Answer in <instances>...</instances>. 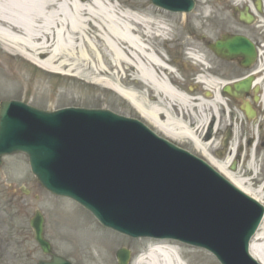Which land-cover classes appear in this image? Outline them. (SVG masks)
Segmentation results:
<instances>
[{
    "label": "water",
    "instance_id": "1",
    "mask_svg": "<svg viewBox=\"0 0 264 264\" xmlns=\"http://www.w3.org/2000/svg\"><path fill=\"white\" fill-rule=\"evenodd\" d=\"M152 2L174 12L195 6L194 0ZM218 47L234 55L254 51L242 37ZM154 137L159 139L139 120L110 110L46 111L19 100L0 107V165L2 156L25 152L48 190L77 200L106 226L134 237L202 246L223 264H258L249 255V244L264 206L204 163ZM31 225L43 251L53 256L39 264H72L44 239L39 211ZM117 256L119 264H129L128 249Z\"/></svg>",
    "mask_w": 264,
    "mask_h": 264
},
{
    "label": "rangeland",
    "instance_id": "2",
    "mask_svg": "<svg viewBox=\"0 0 264 264\" xmlns=\"http://www.w3.org/2000/svg\"><path fill=\"white\" fill-rule=\"evenodd\" d=\"M111 1L118 3L121 10L130 9L142 17L153 20L155 33L147 42L153 51L175 70L169 71L170 79L175 78L177 81L175 83L188 93L187 87L199 84L196 82L197 78H193L195 74L190 72L195 65L187 64V60L196 59L193 57L184 59L183 45L198 44L201 47L197 52L199 54L205 50V46L193 38V32L205 33L208 38L213 39L214 0H197L194 12L185 15L167 12L153 5L151 0ZM161 27L163 32L159 31ZM14 52L0 41V104L2 101L15 99L49 111L72 106L107 108L119 114L141 119L160 137L209 162V158L197 151L192 142L186 139L175 141L152 127L128 100L114 90L104 85L90 84L88 81H93L92 76L95 73H90L84 68L78 69L82 75H75L77 71L67 70L59 73L50 72L22 54L14 55ZM209 69L207 65H203L199 71L205 77L199 79L206 78L208 83H213V77L207 74ZM128 72L134 75L135 71L131 69ZM184 81L186 88L182 85ZM150 89H139L147 107L157 104L167 108L173 115V110L168 104L158 102V97ZM207 90L212 92L213 88L209 86ZM211 97L204 98L210 100ZM177 111L180 113L177 119H180L182 113L180 110ZM176 114L173 116L176 117ZM212 121L209 120L204 131L197 133L206 146L208 141L211 139L213 141V132L212 137L207 140ZM209 146L208 149L213 156V142ZM248 184L251 183L248 181ZM23 189L30 193L25 194L22 192ZM36 210L42 211L45 216V237L53 244L54 252L69 258L75 264H118L116 252L123 247L132 251L131 264H135L138 259L146 256L150 248L148 240L118 234L100 224L83 206L48 192L31 173L27 155L13 153L4 156L0 166V264H37L40 259L50 258L42 252L30 226V220ZM173 246L181 249L180 258L184 264H222L205 249L179 242Z\"/></svg>",
    "mask_w": 264,
    "mask_h": 264
},
{
    "label": "bare ground",
    "instance_id": "3",
    "mask_svg": "<svg viewBox=\"0 0 264 264\" xmlns=\"http://www.w3.org/2000/svg\"><path fill=\"white\" fill-rule=\"evenodd\" d=\"M154 30L152 19L130 9L121 10L111 0H0V41L13 49L14 55L22 54L54 73L67 70L77 71L75 75H78L79 68L95 73L93 81H88L90 84L104 85L120 94L143 119L167 137L192 142L212 166L237 186L253 193L244 185V180L228 171L230 156L224 162L216 160L208 149L212 139L206 146L197 134L213 120L217 102H225L213 101V96L207 100L194 93L193 87L188 93L175 83V78L174 81L168 77L169 71L175 70L147 42ZM159 31L164 30L161 27ZM131 69L134 75L128 72ZM200 81L207 89L213 88V83H208L206 78ZM182 85L186 88L185 81ZM147 88L155 93L158 102L168 104L173 115H178L173 116L157 104L147 107L139 91ZM177 110L182 113L180 119H177L180 115ZM209 126L213 131V121ZM252 195L258 197L256 193ZM148 241L150 248L146 256L135 264H184L181 249L173 246L178 243L175 239L149 238ZM250 252L264 264V221L253 238Z\"/></svg>",
    "mask_w": 264,
    "mask_h": 264
},
{
    "label": "flooded vegetation",
    "instance_id": "4",
    "mask_svg": "<svg viewBox=\"0 0 264 264\" xmlns=\"http://www.w3.org/2000/svg\"><path fill=\"white\" fill-rule=\"evenodd\" d=\"M214 1L213 39L193 32L205 50L197 53L201 47L193 44L196 40L193 46L184 44V59H196L187 60L195 65L190 70L194 79L205 77L199 71L203 65L210 67L213 101L225 102L213 109V157L224 162L230 156L228 171L246 185L249 181L247 186L264 199V0ZM236 36L247 38L254 51L230 56L214 49L219 41Z\"/></svg>",
    "mask_w": 264,
    "mask_h": 264
}]
</instances>
